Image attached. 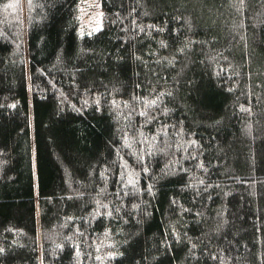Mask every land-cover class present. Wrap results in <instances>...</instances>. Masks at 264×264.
I'll list each match as a JSON object with an SVG mask.
<instances>
[{
    "label": "trees",
    "instance_id": "16d2710c",
    "mask_svg": "<svg viewBox=\"0 0 264 264\" xmlns=\"http://www.w3.org/2000/svg\"><path fill=\"white\" fill-rule=\"evenodd\" d=\"M85 6L0 0V264H264V0Z\"/></svg>",
    "mask_w": 264,
    "mask_h": 264
},
{
    "label": "rangeland",
    "instance_id": "374dc122",
    "mask_svg": "<svg viewBox=\"0 0 264 264\" xmlns=\"http://www.w3.org/2000/svg\"><path fill=\"white\" fill-rule=\"evenodd\" d=\"M87 7L84 12V23L86 27L95 28L98 24L97 20V6L96 0H86ZM90 9V10H89Z\"/></svg>",
    "mask_w": 264,
    "mask_h": 264
}]
</instances>
